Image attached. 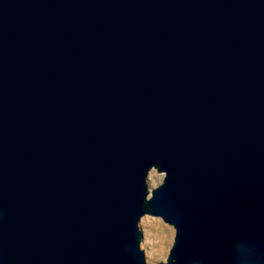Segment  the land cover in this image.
Wrapping results in <instances>:
<instances>
[{"label": "water", "instance_id": "water-1", "mask_svg": "<svg viewBox=\"0 0 264 264\" xmlns=\"http://www.w3.org/2000/svg\"><path fill=\"white\" fill-rule=\"evenodd\" d=\"M0 264H264V0H0Z\"/></svg>", "mask_w": 264, "mask_h": 264}, {"label": "rangeland", "instance_id": "rangeland-1", "mask_svg": "<svg viewBox=\"0 0 264 264\" xmlns=\"http://www.w3.org/2000/svg\"><path fill=\"white\" fill-rule=\"evenodd\" d=\"M165 174L151 169L148 176L150 188L162 183ZM143 231L141 247L148 262L166 261L175 237V229L160 216L144 215L140 221Z\"/></svg>", "mask_w": 264, "mask_h": 264}]
</instances>
